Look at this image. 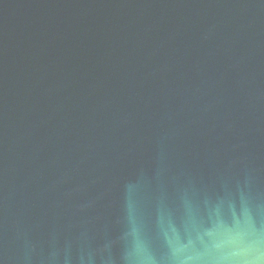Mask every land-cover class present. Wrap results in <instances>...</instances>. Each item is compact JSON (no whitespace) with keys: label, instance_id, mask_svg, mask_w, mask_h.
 Instances as JSON below:
<instances>
[{"label":"water","instance_id":"water-1","mask_svg":"<svg viewBox=\"0 0 264 264\" xmlns=\"http://www.w3.org/2000/svg\"><path fill=\"white\" fill-rule=\"evenodd\" d=\"M0 264H264V0H0Z\"/></svg>","mask_w":264,"mask_h":264}]
</instances>
